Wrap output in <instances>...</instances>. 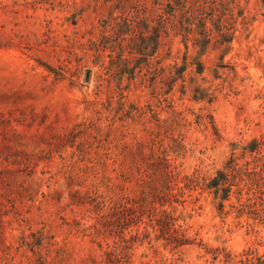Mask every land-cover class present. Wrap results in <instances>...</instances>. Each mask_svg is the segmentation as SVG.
Instances as JSON below:
<instances>
[{"label":"rangeland","instance_id":"1","mask_svg":"<svg viewBox=\"0 0 264 264\" xmlns=\"http://www.w3.org/2000/svg\"><path fill=\"white\" fill-rule=\"evenodd\" d=\"M263 138L264 0H0V264H264ZM164 170L171 222L104 227Z\"/></svg>","mask_w":264,"mask_h":264},{"label":"trees","instance_id":"2","mask_svg":"<svg viewBox=\"0 0 264 264\" xmlns=\"http://www.w3.org/2000/svg\"><path fill=\"white\" fill-rule=\"evenodd\" d=\"M264 145V138L260 140H255L251 146L245 148L251 154L255 153L257 158L262 160L264 163V154H259L258 150ZM258 155V156H257ZM263 171H254L249 174L250 184L247 185V190L251 189L252 195L246 197L245 201H241L238 198V202L231 203V207L243 211L244 209L250 210L251 213H255L259 219L264 220V173ZM163 181L160 185H157L160 177L157 178L154 174H147L145 178L140 181V192L137 196L127 197L123 202H118L109 211L108 215L103 216L104 227H113L115 223H120L124 221V224L129 222L140 221L143 219L144 215L149 217L151 226L154 227V222L158 224L167 225V222H171L173 219L171 212L166 209H161L156 206V201L164 202L167 197L172 196L168 194V190L172 189L173 181H177V176L169 174L164 170ZM154 177V178H152ZM194 177H186L188 182L194 181ZM229 181V176L226 173H220L218 177L206 181L204 179L203 184L205 187H217L216 192L222 190L221 199H228L232 193L230 185H227ZM167 192V193H166ZM240 195L241 192L239 191ZM247 193H249L247 191ZM221 207L223 203L220 202ZM125 228V227H124ZM108 254V252H106ZM110 254H108L109 256ZM250 264L252 262L250 261Z\"/></svg>","mask_w":264,"mask_h":264}]
</instances>
